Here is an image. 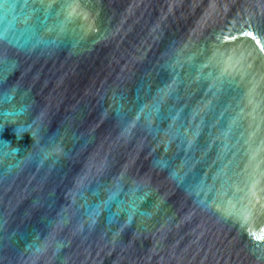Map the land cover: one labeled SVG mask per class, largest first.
<instances>
[{
    "label": "water",
    "instance_id": "water-1",
    "mask_svg": "<svg viewBox=\"0 0 264 264\" xmlns=\"http://www.w3.org/2000/svg\"><path fill=\"white\" fill-rule=\"evenodd\" d=\"M0 264H264V0H0Z\"/></svg>",
    "mask_w": 264,
    "mask_h": 264
}]
</instances>
